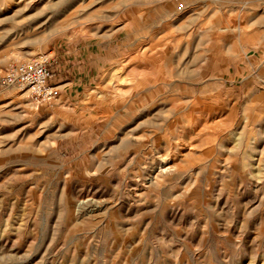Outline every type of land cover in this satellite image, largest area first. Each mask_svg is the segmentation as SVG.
Instances as JSON below:
<instances>
[{
	"label": "rangeland",
	"instance_id": "rangeland-1",
	"mask_svg": "<svg viewBox=\"0 0 264 264\" xmlns=\"http://www.w3.org/2000/svg\"><path fill=\"white\" fill-rule=\"evenodd\" d=\"M41 53L53 106L0 92V264H264V0H0V74Z\"/></svg>",
	"mask_w": 264,
	"mask_h": 264
},
{
	"label": "built area",
	"instance_id": "built-area-1",
	"mask_svg": "<svg viewBox=\"0 0 264 264\" xmlns=\"http://www.w3.org/2000/svg\"><path fill=\"white\" fill-rule=\"evenodd\" d=\"M54 79L53 60L41 53L29 59L12 60L0 74V92L23 91L32 104L53 106L60 98V88Z\"/></svg>",
	"mask_w": 264,
	"mask_h": 264
},
{
	"label": "crops",
	"instance_id": "crops-1",
	"mask_svg": "<svg viewBox=\"0 0 264 264\" xmlns=\"http://www.w3.org/2000/svg\"><path fill=\"white\" fill-rule=\"evenodd\" d=\"M54 82H55L57 85L59 84L58 81H56V75H55ZM63 87H64V85H63ZM63 89H64V88H63Z\"/></svg>",
	"mask_w": 264,
	"mask_h": 264
},
{
	"label": "bare ground",
	"instance_id": "bare-ground-1",
	"mask_svg": "<svg viewBox=\"0 0 264 264\" xmlns=\"http://www.w3.org/2000/svg\"><path fill=\"white\" fill-rule=\"evenodd\" d=\"M220 121V120H219Z\"/></svg>",
	"mask_w": 264,
	"mask_h": 264
}]
</instances>
